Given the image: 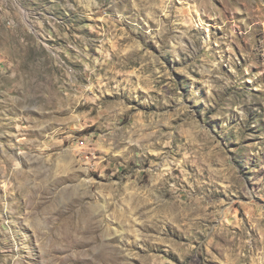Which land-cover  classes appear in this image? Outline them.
I'll use <instances>...</instances> for the list:
<instances>
[{"label":"rangeland","instance_id":"1","mask_svg":"<svg viewBox=\"0 0 264 264\" xmlns=\"http://www.w3.org/2000/svg\"><path fill=\"white\" fill-rule=\"evenodd\" d=\"M0 264H264V0H0Z\"/></svg>","mask_w":264,"mask_h":264}]
</instances>
